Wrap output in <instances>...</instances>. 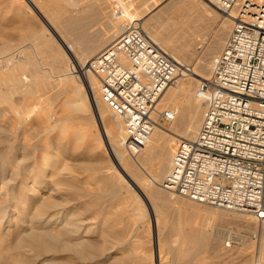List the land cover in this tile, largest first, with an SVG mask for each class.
Instances as JSON below:
<instances>
[{
    "label": "bare ground",
    "instance_id": "bare-ground-1",
    "mask_svg": "<svg viewBox=\"0 0 264 264\" xmlns=\"http://www.w3.org/2000/svg\"><path fill=\"white\" fill-rule=\"evenodd\" d=\"M48 1V3L46 1L44 2V8L41 9H43L44 14L47 15L51 20V26L55 27L59 31V38H61L62 42L65 43L66 53L62 50V47L60 45L56 47L54 46V44H52L53 42L50 43L49 37L47 36V33H45L47 28L44 30L45 35H43L42 37H23L17 44L18 46L15 45L16 47L8 46V44L6 43H0V121H3L2 118L9 114L8 117L11 119L13 125L11 127L14 128V133L16 135L18 133H21L26 140L38 137L36 143L39 142L38 145H34V142L31 143V140L30 142L27 141L32 145H28L27 143V146L23 148L24 150H21L24 160H27L26 162L21 163L12 156L5 157V154L7 152H11L13 149H15L13 150L15 152H20V150L19 148L11 145L15 140L13 137H11L13 138V141L10 139L12 143H10L9 141L10 144L8 145L2 144L9 139H7V137V140L3 139V137L1 136V132L6 129H1L0 126V161L3 160V164H0L2 171V174L0 175V183H2L9 175L8 180H6L4 183L6 185L14 184L11 183V176L15 175L16 178H19V181H21L20 187L22 188L21 191H19L18 189V191L21 192L19 194H16L15 192L13 193L14 187L9 188L8 193L4 194L5 196L3 197V199H0V264H57L55 259L60 258V256L62 255H69L71 257L75 256L79 258V261L80 259L81 261L88 259L89 264H102L109 259L95 258L97 256L96 248H94L91 243L84 239V237L92 234V231L90 228L85 227V225L81 222L82 220L78 221L68 218L66 213L67 209H65L64 207L58 208V205L56 206V203L52 204L53 202H50L49 204V202L47 203L43 200L40 201L37 199L38 195L34 194V191L36 190L35 188H39L38 192L39 190L41 191L44 189H52L51 191L55 192V194L60 189L67 191L69 190L70 192L68 193H74L75 191V186L73 185L77 181V179L68 174L67 171H71V169L66 166L64 161L60 160L61 157H64L66 154L71 153L72 150L69 152L63 150L64 147L61 149L51 147L50 143H48L49 147L46 146V140H49L51 138L50 132L54 128V126L48 123V120L55 119V114L51 113L50 106L55 98L57 99L66 91L68 83L71 82H77L78 85L72 88L73 92L77 93L80 91L86 96V99L91 105V111L95 122H97L99 125V129L97 128L98 130H96L97 133L94 135V137L91 136V134L87 135L83 132L78 134V132H75L77 133V135L73 138L74 145L72 149L74 151L80 145L84 148H88L91 145L93 146V141L96 140L100 145L101 137H103V140H105L104 142L107 145L109 156L114 163V166H112L110 170L112 172V176H115L116 178V180H112L111 182L108 181L106 184L105 180L101 178V175L100 177L95 176L96 181L94 180L95 185L92 190L87 191V189L85 190L83 188V190H80V193H84V197H87L88 199H91L93 201L97 199L100 200V198L104 197H117L118 192H120L119 189H121V187H129L128 181L125 180L123 174H127L126 172H128L133 178L136 179V181H139V178H143L144 175L142 177L138 173L139 171H134L135 169L133 167L143 169L146 179L144 180V182H138L140 188L137 187V189L143 196H145L149 203L151 201L153 209H155V216L153 218L157 236L155 247L156 251L158 250V238L160 236V233L168 228H165V223H162V225H158L159 216L158 212L156 213V211L165 202H169L170 200L173 201L172 196H169L168 194H166V192L175 195L170 191L163 190L164 188L162 189L161 183L170 170L175 141L177 140V138L172 139V137H166L159 131L156 125L153 128L147 140V144L146 146H144L142 151L137 155H129L128 158L125 157V154L122 151V148L124 149V133L122 123L119 118L115 117L108 108L106 109V107H104L105 104L100 101V85L98 79L88 69V61L94 55L107 48L119 34L122 29L123 20H120V22L117 23V31H112L110 30V28L112 27L107 26V28L110 27L108 29L109 32L104 33L101 31L103 34H99L100 36H97L96 39H88L89 41L82 40L84 39V30L82 32V29L84 28H82L83 26H80L81 24L78 23H80V21L82 20L81 18L83 15L81 16L79 15L80 13H78L76 17H73V19L71 20L69 19L68 24L65 25V21L62 20V15L65 10L62 9L60 2L58 0ZM116 1L120 5V11H117L114 15H122L121 13H123V11H128L129 13L132 10V12H134L133 9H130L131 4L128 3L129 1H133L132 4H134V0H129L128 2L124 0ZM181 2H188L190 4L188 5L189 9H187L189 11V14L187 16L188 19L180 22L181 24L178 25L177 28H173V25H171L172 27H168H170V29L173 28L172 30L174 31L175 35L177 31V35H179L177 38H180L179 40H182L183 46L185 45V47L187 46V48L190 47L192 49V47L194 48V45L196 43V46L194 48L195 50L200 48L203 49L206 43L203 42L204 38L202 34L204 33V30H206L208 23H210L209 21L208 23L206 22V15L208 14L206 12H208V10H206L202 6H199L198 3L194 4L193 0H182ZM136 9L137 8H135V11ZM106 10H108V8ZM110 10L111 9H109L108 11L109 14H111ZM84 18H86L85 15L83 16V20H86ZM88 20L90 19L88 18ZM91 20H93V18ZM137 20L139 19L137 18L136 21ZM74 22H76V24L75 26H72V23ZM232 22V12L229 14H225L223 23H221L218 31L211 37L213 40L212 44H210L208 48L206 47L205 55L203 53L204 58H201L196 66L197 73H195V75L199 76L201 79L204 78L203 75H205L209 69L211 70L212 61L210 62V59L212 57L214 58L217 55L214 54L217 53V51L220 49L226 35H228V31L230 30ZM139 24L142 30L153 42L159 43L164 51L169 50V45L166 42L167 39L164 37L165 34H167L166 32H164L165 29H162V31L165 33L163 35L162 31L157 28L160 33H162L161 35L158 33L161 37L159 38V35L152 28H148L146 26L147 24L145 25L143 22H140ZM162 25V27H164V24ZM69 27L70 29L74 27V32L69 33L71 35L73 34V40L71 41L67 40L66 35V32L68 33L67 29L69 30ZM169 32H171L172 34V31ZM25 41L26 43H28V45H23ZM66 41L68 44H66ZM77 44L81 45L82 48L73 49V46ZM27 46L30 47L29 50L27 49ZM62 46H64V44ZM171 47H173V45H171ZM67 55L71 60L69 59L68 62H64L63 58ZM74 73H79L77 75L80 76L81 79H78L77 75ZM193 79L194 77H191L190 75L186 76V78H178L175 84L170 85L166 90H164L155 107L156 116H159L160 112H162L163 110L175 111L174 119L172 120V126L170 127V129H172L173 132L179 135L181 140L184 141H191L196 137L206 113V104L204 100L199 99L196 96V89H194L193 86ZM171 86L173 87L171 88ZM52 92L53 94H50ZM15 93L21 94L22 99H20L19 101H15L16 99H13L12 97V95ZM73 100L78 102L76 110H81L85 107L82 98H80L79 96L76 95ZM63 107L65 108L66 106ZM64 108L62 109L63 112L61 110L62 114L60 118L55 120V124H58V122L62 123L63 121L68 122L72 120V118L77 117V115L74 113H67V110L65 111ZM107 110L111 115H108L109 113L107 114ZM39 112L43 113V117H39V122H36L33 127H27L26 122L28 121V118H30V116H32L33 114ZM38 124L41 128L37 127ZM29 125L30 123L28 124V126ZM6 135L9 134L7 133ZM14 137L16 138V136ZM55 143H57V141H55ZM2 145L7 147H2ZM37 146L42 149L38 152V154L35 155V152L39 148H36ZM31 151L33 152V163L30 162L31 159L29 161V157H31ZM144 154L146 156L151 155V158L153 157L154 159L153 163L150 162L151 166L149 167H146L148 164L146 165L147 162H145L144 159L147 160L148 158H144L146 157ZM51 155H55L57 159L51 158ZM49 167L54 169L50 174H46V171L49 170ZM116 167L120 168V170H117ZM84 170H89L92 173L95 172L92 166H84ZM161 189L164 193L160 191ZM131 200L132 205L131 208L129 205V208L132 220L135 223H138L147 218V216L145 217V209L141 205L142 203H140L139 201L140 199L138 194H134V198H132ZM173 202L177 203L179 201L175 200ZM96 203L97 202H95V204ZM10 212H15V217L21 220L19 226L15 225L13 228L9 229V232L12 233L11 235L7 232H3L2 229L5 223H7V226H9L15 223L14 221H16H12V217L8 215V213ZM236 214H239L237 215V217L243 220H252L254 218H252L251 216H247L246 213L242 212H237ZM174 226L171 228L170 234L175 233L172 235H176L175 240L177 241L178 245L172 251L169 250L168 253L172 255V258L166 257L165 262H169V260L179 261V258L184 255H188L190 253V250L186 248L185 245L191 241L197 240L198 244L200 245V243H203L205 241L207 243V240H212L215 242V240L222 238L224 235H227L228 239H231L232 237L234 238V236H231V234L226 233L227 231L223 232L208 230L205 229V227H203V225H201L200 223L198 225L196 223L195 225L190 227L188 231H183L184 229L179 223L177 224V227ZM5 230L7 229L5 228ZM135 232L136 231H134V234ZM5 235L8 237H6ZM237 237L239 240L243 238L242 236L240 237L239 234L237 235ZM124 241L126 242V240ZM125 242H123V244ZM4 246L5 249H3ZM6 246L13 252L10 253L9 258H4L7 255ZM25 247H29V250L30 248L33 249L36 252V257L34 258L28 256L24 250ZM262 248H264V242H262ZM106 255H108V253L105 255L103 253V257ZM38 256L42 257L38 258ZM261 258H264V250H262ZM131 259L132 263L135 261V264H143L142 262L138 261L139 259ZM121 260L122 259H120V261ZM129 262L125 261V263L123 262V264H130Z\"/></svg>",
    "mask_w": 264,
    "mask_h": 264
},
{
    "label": "rangeland",
    "instance_id": "rangeland-1",
    "mask_svg": "<svg viewBox=\"0 0 264 264\" xmlns=\"http://www.w3.org/2000/svg\"><path fill=\"white\" fill-rule=\"evenodd\" d=\"M45 1L47 2L48 0H0V33H1L0 43H6L8 44V46H15V45L18 46L17 44L19 43L21 38L23 37L32 38L36 36L42 37L43 35H45L44 30L47 28L45 33H47L50 43L53 42L52 44H54V46L56 47L60 45L62 47V50L65 51L66 53L65 43H63L61 38H59L60 37L59 31L55 27L51 26V20L48 18L47 15L44 14L43 9H41V8H44ZM58 1L60 2L62 9H64L66 12V13L64 12L62 15V20H64L66 23L65 25L68 24L69 19L70 20L73 19V17H76L78 13H80L79 15L81 16L82 15L86 16V18H84L86 20H83V16H82L81 18L82 20L80 21V23H78V24H81L80 26H83L82 28H84L82 29V32L83 30L85 32V33L83 32L84 39L82 40L89 41V40L96 39L97 36H100L99 34H101L102 32L104 33L109 32L108 29L110 27L113 28V29L110 28V30L112 31L118 30L117 23L120 22L122 17L116 18L114 16V14L117 11H120L119 10L120 5L118 4L116 0H109V1L108 0H99V1L98 0H58ZM124 1L128 2L129 0H124ZM181 1L182 0H141V1L134 0V4H132L133 1L132 2L129 1L128 3L131 4L130 9H133L134 12H132V10L130 11L131 13L130 12L128 13V11H123V13L121 14L124 15L123 18H126V20L127 19L136 20L138 18L139 20H137V23L143 22L145 25L147 24L146 26L148 28H152L157 34L159 33L161 35L163 33L164 35L165 34L164 32H166L167 34H165L164 37L167 39L166 42L169 45L168 49L170 51L168 49L167 50L169 52L166 50L164 51V49L161 47V45H159V43L157 42L155 43L152 40L151 41L159 49H161L163 52H165L168 56H170L172 59H174L178 63L179 68H180L178 72V74L180 73L178 75V78H181V77L186 78V76L188 75H190L191 77H194L193 86H194V89H196L199 81L201 80L199 76L195 75V73H197L196 66L199 60H201V58H204V55L206 53V50H205L206 47L208 48V46L212 44L213 40L211 37L214 35V33L218 31L221 23H223L224 15L218 12L207 0H199V1L193 0L194 4L198 3L199 6H202L206 10H208V12H206L208 13L206 15L207 16L206 22L208 23L209 21L210 23H208L206 30H204V33L202 34L204 38L203 42L206 43L205 47L203 46L204 47L203 49L200 48V49L195 50L194 49L196 46V43H195L194 48L193 47L192 49L190 47L187 48V46L186 47L185 45L183 46L182 40H179L180 38H177L179 36L177 35V31H176V35H177L176 36L174 31L172 30L173 28H177L178 25L181 24L180 22L188 19L187 16L189 14V11L187 9H189L188 5L190 4L188 2H181ZM105 8L106 9L108 8V10H106ZM135 8H137L136 11H135ZM138 8H139V12H138ZM109 9L112 10V11L110 10L111 14L108 13ZM135 12H138V13H135ZM135 14L137 15V17ZM88 18L90 20H88ZM92 18L94 21L91 20ZM109 22L111 25L109 24ZM72 24H73L72 26H75L76 22ZM162 24H164V27H162L163 26ZM171 25L174 26L172 29L168 27ZM107 26H110V27L107 28ZM73 28L74 27L70 29L69 27V30L67 29L68 33L66 32L67 40L69 41L73 40V36H72L73 34L72 35L69 34L70 32H74ZM157 28L161 31L162 29H165V30L164 32L162 31V33H160V31ZM231 28H232V23H231L230 30L228 31V35L231 31ZM169 31H172V34ZM68 35H69V38H68ZM160 35H159V38H161ZM228 35H226L224 39V42H223L224 44H225V41ZM223 43L220 49L214 55L218 54L222 50L224 46ZM63 44L64 46H62ZM66 44H68L67 41H66ZM23 45H28V43H26L25 41ZM171 45H173V47H171ZM79 48H82V46L78 44L73 46V49H79ZM27 49L29 50L30 47L27 46ZM63 59H64V62H68L70 57L67 55V56H64ZM211 59H213V57ZM211 59H210V62L212 61ZM209 73H210V69L207 71L205 75H203V77L204 78L208 77ZM77 77L78 79L80 78V76L78 75ZM77 85H78L77 82L68 83L66 91L62 95H60V97H58L57 99L55 98L56 100L54 99L53 100L54 102L52 101L53 105L51 104L50 111L51 113L55 114V119L48 120V123L54 126V128L50 132L51 138L49 140H46V146L48 147H49L48 143H50L51 147H56L60 149L64 147L63 150H66L69 152L72 150L71 153L66 154L64 157H61L60 160L64 161L66 166L71 169V171H67L68 174L77 179V181L73 185L75 186V189H74L75 191L74 193H68L70 192L69 190L67 191V190L60 189L55 194V192L51 191L52 189H49V190L44 189L41 191L39 190L38 192L39 188H35L36 190L34 191V194L38 195L37 199L40 201L43 200L44 202H47V203L49 202V204L50 202L51 203L53 202L52 204L56 203V206L58 205L57 206L58 208L64 207L65 209H67L66 213H67L68 218L78 220V221L82 220L81 222L85 225V227L91 229L92 234L84 237V239H86L89 243H91L94 246V248H96L97 256L95 258H109L102 264H117V263L123 264V262L125 263V261H128V262L130 261L129 263L131 264L132 263L131 258H135L136 260L139 259L138 261L142 262L143 264H160V263L161 264H169V263L170 264H175V263L176 264H264V258H261L262 250H264V248H262V242H264V218H259L251 214L250 212H242V213H246L247 216H251L252 218L253 217L254 218L252 220L251 219L250 220L249 219L248 220L239 219L237 217V215L239 214H236L238 211L233 212L230 210H226L224 208L197 203L194 201L187 200L185 198H181L179 196L177 197L167 192L166 194H168L169 196H172L173 201L177 200L179 202L175 203L170 200L169 202H165L163 205H161L159 207L160 209L158 208V210L156 211V213L158 212V216H159L158 225H162V223H165L164 224L165 228L167 227L168 228L163 230L160 233V236L158 238V250L155 251L156 242H157V236H156V230H155L156 227H155V222L153 218L155 216V209H153V205L151 204V201L149 203L148 200L145 198V196H143L137 189V187H139L138 182L139 181L144 182V180L146 179L144 170L141 168L133 167L135 169L134 171L136 172L139 171L138 173L142 177L144 175L143 178H139L140 179L139 181H136V179L133 178L128 172H126L127 174L122 173L125 180L128 181L129 187H125V188H123L124 186L121 187V189H119L120 192H118L117 197H104V198H100V200L99 199L94 200L95 202H97L96 204L93 200L88 199L87 197H84L83 196L84 193L82 192L80 193V190H83L84 188L85 190L87 189V191L89 190L91 191L95 185V181H96L95 176L100 177L101 175V178L105 180L106 184L108 181L111 182L112 180L113 181L116 180V178L115 176H112V172L110 170V168L114 166V163L111 157L109 156L107 145L104 142L105 140H103V137H101L102 143L100 140V145L98 144L99 142L97 143V140H96V141H93V146L91 145L88 148H84L80 145L81 147L78 146L74 151L72 149L74 145L73 138L76 137L77 135V133L75 132H78V134L82 132L87 135L91 134V136L94 137V135L97 133L96 130L99 129V125L97 122H95V119L91 111V105L86 99V96L80 91L77 93L73 92L72 88ZM172 87L173 86H171V88ZM53 92L50 94H53ZM76 95L82 98L83 104L85 105V107L81 110H76V107L78 106V102L73 100L76 97ZM12 97L13 99H16L15 101H19L20 99H22V95L18 93L13 94ZM63 106H66V107L64 108ZM104 107L106 106L104 105ZM63 108L65 111L67 110L66 111L67 113H71V114L74 113L77 115V117L72 118V120L68 122L63 121L62 123L58 122V124H55V120L60 118L63 112L62 110ZM107 114L111 115L109 111L107 112ZM42 115L43 113L39 112V113H36L30 116V118H28L29 122L27 121L28 124L30 123V125L28 126L26 122V126L33 127L36 124V122H39V117H43ZM8 116L9 114H7V116L2 118L3 121H0L1 129H6L4 130L6 132L4 131L1 132L2 134L1 136L3 137V139H6V137L7 139H9V140L6 139L7 141L5 140L6 142L2 144L8 145L12 143L13 138H14L15 139L13 141L14 143H12L11 145L19 148L20 152L18 151L15 152L13 151L15 149H13L11 152H7L5 154V157L12 156L13 158H15L17 161L21 163L26 162L27 160L26 161L24 160L21 150L22 151L24 150L23 148L27 146V143L28 145H32L31 143L34 142L33 143L34 145H38L39 142L36 143V140L38 137H34L33 139L26 140L25 137L21 133H18L16 135L14 133L15 132L14 128L11 127L13 126L11 119ZM157 122H158L157 127L159 131L163 133V135H165L166 137L167 136L172 137V139L177 138L176 140L177 143H178V140H181L179 135H177L175 132H173L172 129H170V127L172 126V121L158 120ZM37 127H40V125L38 124ZM12 128H13V131H12ZM7 133L9 135H6ZM14 136H16V138ZM30 140H31V143H29ZM55 141H57V143H55ZM176 141H175V146L177 145ZM3 145L2 147H7ZM175 146H174V149H175ZM38 147L39 146H37L36 148ZM41 149L39 147L37 151L35 152V155L38 154V152L41 151ZM122 151L125 154V157L128 158L129 155L124 151L123 148H122ZM30 156L31 157H29V161L31 159L30 162L33 163V160H32L33 152L32 151L30 152ZM51 158L57 159L55 155H51ZM144 158L149 159V160L147 159L149 162L146 159H144L145 162H147L146 165L148 164L146 167L151 166V163H153L154 161L153 157L151 158V155H147ZM0 164H3V160L0 161ZM84 166H87V167L92 166V168L95 170V172H93L94 174L89 170L88 171L84 170ZM116 168L117 170H120V168L118 167ZM53 169L54 168L49 167V170L46 171V174L47 173L50 174ZM0 171H1V167H0ZM1 174H2V171L0 172V175ZM8 177H6L5 180L2 183H0V199H3V197L5 196L4 194H7L8 189L12 187H14L13 193L14 192L16 194L21 193L19 192L22 190V188L20 187L21 181H19V178H16L15 175L11 176V183H14V184L6 185L4 182L8 180ZM162 189L160 190L161 192L165 190V189L163 190ZM15 190H17L18 192ZM134 194H138L139 199H140L139 201L140 203H142L141 205L145 209V217L147 216V218L143 219L142 221L138 223H135L132 220V217L130 214V208L132 205L131 199L134 198ZM128 196H131V197H128ZM129 205H130V208H129ZM90 206H93V207H90ZM8 215L12 217V221L14 220L16 221H14L15 223L9 226L6 225L7 223H5L2 229H3V232H7L8 234L11 235L12 233L9 232V229L13 228L15 225L19 226L21 220L15 217L16 216L15 212H12V213L10 212L8 213ZM178 223L183 227L184 229L183 231H188L190 227H192L196 223L197 225L200 223L201 225H203V227H205V229H208V230L223 231V232L227 231L226 233L231 234V236H234V238L232 237L230 239L229 245H226L227 240H229L227 238V235H224L222 238L215 240V242L212 240L211 241L207 240V243L205 241L203 243H200V245L198 244L197 240L191 241L185 245L186 248L190 250V253L188 255L182 256L181 258H179V261L169 260V262H165L166 257L172 258V255L168 253L169 250L172 251L178 245L177 241L175 240L176 235H172L175 233L170 234L171 228L174 225H176L174 227H177ZM5 228L7 230H5ZM134 231H136L135 234H134ZM236 234L237 235L239 234L240 237L242 236L243 238L239 240ZM124 240H126V242ZM123 242L125 243L123 244ZM25 248L24 250L28 256L34 257V258L36 257V252L33 249L30 248L29 250V247H25ZM3 249H5V246ZM6 252H7V255L4 258H9L10 253H13L12 250H9L7 248V246H6ZM103 253L104 255L108 253V255L103 257ZM41 257L42 256H38V258H41ZM120 259L122 260L120 261ZM55 260L57 264H81V263L89 264L88 259H85L82 261L80 259L79 261V258L75 256L71 257L69 255L68 256L62 255L60 256V258H56ZM132 264H135V261Z\"/></svg>",
    "mask_w": 264,
    "mask_h": 264
},
{
    "label": "built area",
    "instance_id": "built-area-1",
    "mask_svg": "<svg viewBox=\"0 0 264 264\" xmlns=\"http://www.w3.org/2000/svg\"><path fill=\"white\" fill-rule=\"evenodd\" d=\"M233 13L231 31L212 59L196 96L206 113L196 137L179 140L161 186L175 195L264 218V0H207ZM122 17L113 42L88 61L100 101L122 123L124 150L137 155L158 120L161 94L178 79L179 65L159 49L136 20ZM227 240L226 245H229Z\"/></svg>",
    "mask_w": 264,
    "mask_h": 264
}]
</instances>
